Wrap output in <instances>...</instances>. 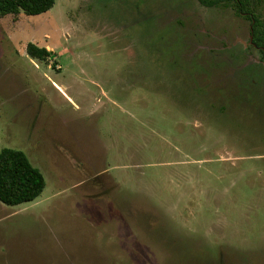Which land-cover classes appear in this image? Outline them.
Here are the masks:
<instances>
[{
  "label": "rangeland",
  "instance_id": "rangeland-1",
  "mask_svg": "<svg viewBox=\"0 0 264 264\" xmlns=\"http://www.w3.org/2000/svg\"><path fill=\"white\" fill-rule=\"evenodd\" d=\"M250 7L262 21L264 0ZM233 2L56 0L0 16V264H264V53ZM46 47V60L26 53Z\"/></svg>",
  "mask_w": 264,
  "mask_h": 264
},
{
  "label": "trees",
  "instance_id": "trees-1",
  "mask_svg": "<svg viewBox=\"0 0 264 264\" xmlns=\"http://www.w3.org/2000/svg\"><path fill=\"white\" fill-rule=\"evenodd\" d=\"M206 7L233 2L240 13L251 21L252 43L264 53V30L262 21L250 7L252 0H198ZM56 0H0V16L24 12L37 15L47 12ZM26 53L39 60H46L52 53L46 47L28 43ZM46 180L38 167L20 149L4 147L0 150V201L8 205L30 202L39 197Z\"/></svg>",
  "mask_w": 264,
  "mask_h": 264
},
{
  "label": "flooded vegetation",
  "instance_id": "flooded-vegetation-1",
  "mask_svg": "<svg viewBox=\"0 0 264 264\" xmlns=\"http://www.w3.org/2000/svg\"><path fill=\"white\" fill-rule=\"evenodd\" d=\"M242 14H246V12H245V13L243 12ZM251 39H252V37H251ZM251 44H253L252 41H251ZM253 45H254V44H253ZM255 47H256V46H255ZM257 48H258V47H257Z\"/></svg>",
  "mask_w": 264,
  "mask_h": 264
}]
</instances>
